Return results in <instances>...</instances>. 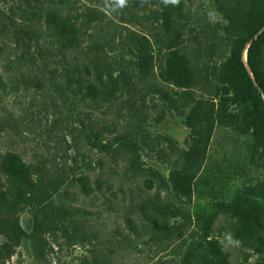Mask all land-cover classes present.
Wrapping results in <instances>:
<instances>
[{
    "label": "rangeland",
    "instance_id": "rangeland-1",
    "mask_svg": "<svg viewBox=\"0 0 264 264\" xmlns=\"http://www.w3.org/2000/svg\"><path fill=\"white\" fill-rule=\"evenodd\" d=\"M232 54L214 0H0V190L17 153L50 205L36 230L40 209L0 199V264H201L205 251L209 264H264V233L240 230L243 210L264 202L250 133L215 123L190 200L170 179L197 103L214 115L247 106L227 104ZM181 62L192 84L167 74ZM17 215L20 241L7 230Z\"/></svg>",
    "mask_w": 264,
    "mask_h": 264
},
{
    "label": "trees",
    "instance_id": "trees-1",
    "mask_svg": "<svg viewBox=\"0 0 264 264\" xmlns=\"http://www.w3.org/2000/svg\"><path fill=\"white\" fill-rule=\"evenodd\" d=\"M216 8L227 19V31L233 39V54L229 61L222 65L220 77L226 83L229 94L227 104L247 105L243 110L229 111L227 106L219 108L216 115L209 113V106L199 102L188 117L192 131V142L184 152V164L179 169L171 171L170 179L176 193L190 200L194 191V183L202 178L203 167L209 148L212 129L219 125L230 126L234 131L250 133L254 148L264 156V32L259 30L264 26V0H214ZM169 20V19H168ZM170 21V20H169ZM52 23L67 35V40L78 45L76 32L72 25H66L56 16ZM68 29V30H67ZM258 35V36H257ZM251 42L247 51L250 71L244 61L242 51ZM181 68L168 71L170 78L178 80L179 84L186 81L192 84L195 78L181 62ZM186 84V83H185ZM1 172L11 186L7 191L0 190V199L8 200L10 211H15L21 204L40 209L44 217L39 219L36 230L42 229L46 223L45 216L50 205L41 201L44 189L38 187L34 180L33 165L27 163L21 155L9 153L1 163ZM11 195V197L9 196ZM11 200V201H10ZM53 206L50 207V210ZM58 211H62L60 208ZM36 216V212H34ZM9 238L20 241L27 236L26 229L17 215L7 223ZM242 236L253 232L264 233V202H255L242 212L240 219ZM201 264H209V251H205ZM211 264H218L213 262ZM221 264V263H219Z\"/></svg>",
    "mask_w": 264,
    "mask_h": 264
},
{
    "label": "water",
    "instance_id": "water-1",
    "mask_svg": "<svg viewBox=\"0 0 264 264\" xmlns=\"http://www.w3.org/2000/svg\"><path fill=\"white\" fill-rule=\"evenodd\" d=\"M263 32H264V26L259 30V33L258 34H261ZM250 44H251V42L248 43L247 51H248V48H249ZM246 65H247L248 70L250 71L249 65L247 63H246ZM250 73H251V71H250Z\"/></svg>",
    "mask_w": 264,
    "mask_h": 264
}]
</instances>
